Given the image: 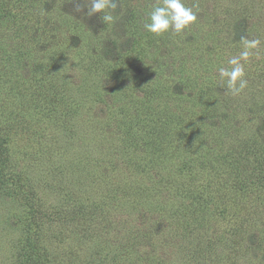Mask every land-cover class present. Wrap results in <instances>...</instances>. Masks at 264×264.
Segmentation results:
<instances>
[{"label":"rangeland","instance_id":"obj_1","mask_svg":"<svg viewBox=\"0 0 264 264\" xmlns=\"http://www.w3.org/2000/svg\"><path fill=\"white\" fill-rule=\"evenodd\" d=\"M184 2L197 20L156 36L143 25L158 0H119L112 22L69 0H0L15 176L0 181V264H264V0ZM241 36L260 41L245 70L263 93L207 94L221 44ZM194 96L192 130L207 133L187 148L163 131ZM158 142L191 169L154 155Z\"/></svg>","mask_w":264,"mask_h":264},{"label":"clouds","instance_id":"obj_2","mask_svg":"<svg viewBox=\"0 0 264 264\" xmlns=\"http://www.w3.org/2000/svg\"><path fill=\"white\" fill-rule=\"evenodd\" d=\"M72 3L74 14H80L87 18L96 17L103 13L104 22H112L113 15L119 8V0H69ZM147 22L144 29L156 36H162L170 30L175 34H181L197 20V13L192 7H187L184 0H158V3L147 14ZM242 50L238 55L227 60L230 67H219L218 73L221 80L225 81L228 92L238 95L248 86L245 79V65L257 49L260 41L241 36Z\"/></svg>","mask_w":264,"mask_h":264},{"label":"trees","instance_id":"obj_3","mask_svg":"<svg viewBox=\"0 0 264 264\" xmlns=\"http://www.w3.org/2000/svg\"><path fill=\"white\" fill-rule=\"evenodd\" d=\"M222 47H223V50L222 52H219V59H218V64L219 63H225V67H230L228 64H227V60L232 57V56H236L239 54V52L242 50V44L237 42L235 45L234 43L233 44H230V43H226L225 45L224 44H221ZM263 49H259V50H254L255 53L260 51V56L262 58H264V50H263V54H261V51ZM259 65H261V68H259V70H257V72L255 73L256 76H260V75H263L264 74V62L261 61V60H257L255 59ZM246 66V65H245ZM245 79L248 81V90H251V88H255L257 86L258 88V91L259 92H256V94H260V93H263L261 92V90L259 89V82L260 81H256V80H251L250 76H249V71L247 72L245 70ZM259 79V78H258ZM216 81V84H213V86H211L210 84L209 85H206L204 87V92H206L207 94H212L214 97H217V98H221L223 100H230L231 99V96L229 95H226L224 94L225 92H222L221 89H218L217 87H221L225 84V81L221 80L220 77L215 80ZM223 89L227 90L226 88V85L225 87H223ZM217 91V96L215 95V92ZM204 95V93H203ZM193 96V95H192ZM191 99L193 100V103L190 104L189 107H186L183 112H181L182 114H179L180 116H177L176 118H172V119H175V122L176 123H173L172 120L168 119L167 121L170 123V125H167V128L166 130L163 131V134H175L176 136H178L182 141H185L187 139L190 138V140L188 141V144L190 145H187V148H190L191 146H196L197 144L201 143V141H204V138H206V131L204 129V126H196L195 128V131L193 132L192 128L193 126L196 125V120L195 118H193L192 116V112H191V109H193V106L195 104H197L198 100L199 99H196L195 96ZM168 112V111H167ZM186 112H189V113H186ZM194 114V113H193ZM166 123V122H164ZM205 131V132H204ZM195 136V138L193 137ZM198 139V140H197ZM200 140V141H199ZM256 140V142H258V138H254V140L252 141V143L250 145H246V146H253L254 149H250L248 151H255V148L257 146L256 143H254V141ZM254 143V145H253ZM155 146V149H154V155L158 154L159 157H161V154H163V160H166L168 158V156L173 153L176 157V159L179 157L181 160H178V165H175L177 166L178 168L180 167L181 171H185V170H190V166L191 164H189L188 160H189V157L188 156H185V155H182L183 153L185 152H182V150L180 149H177L179 150L180 152H178L177 150L173 151V150H170L169 148H166V146L164 145V143L162 142H158V144H154ZM243 147V146H241ZM232 151L234 152H238V150L234 149V147L232 148ZM173 151V152H171ZM190 151L189 149L186 150V153ZM247 151V152H248ZM171 154L173 157L174 155ZM12 163V160L8 154V151H7V147H6V142L3 138L0 137V181H1V184L3 185H7L8 184V179L10 178H13L15 176H13V174L9 171L8 169V166ZM138 165V163H137ZM139 166V165H138ZM237 170H240L239 167H237ZM169 172V171H168ZM170 173V172H169ZM171 175V174H170ZM236 179V178H235ZM170 181V179H168ZM245 181L242 182L241 180H238V182L236 183V185L238 187H240L241 189L244 188L245 186ZM142 198H144V196L142 195L141 196ZM240 243L238 241H234V244H233V249L235 250L237 248V246H239ZM32 264H47L46 261L41 257L39 258L38 260H33L32 261Z\"/></svg>","mask_w":264,"mask_h":264}]
</instances>
